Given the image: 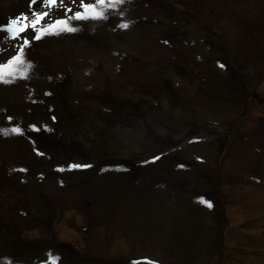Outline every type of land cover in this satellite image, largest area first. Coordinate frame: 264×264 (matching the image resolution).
I'll list each match as a JSON object with an SVG mask.
<instances>
[{
  "label": "rangeland",
  "instance_id": "374dc122",
  "mask_svg": "<svg viewBox=\"0 0 264 264\" xmlns=\"http://www.w3.org/2000/svg\"><path fill=\"white\" fill-rule=\"evenodd\" d=\"M63 1L56 0V5L49 6V13L37 28L57 19H67L77 29L73 31L75 36L60 32L32 39L35 35L32 29L14 39L1 37L0 40V64H6L24 40H28L22 62L13 65L16 78L6 76L8 82H0V165L4 168L18 164L16 160L23 157L25 147L27 162L19 163L26 168L36 166L34 174L20 172L26 182L22 183V195L18 191L16 199L9 198L0 186V231L6 228L1 232L6 237L0 236V256L23 252L21 260L16 258L17 264H49L50 255L55 257L56 264H86L80 259L90 261L93 257L95 264H215L210 255L211 240L201 238L206 230L197 235L195 246L188 248L185 236L180 239L179 235L176 239L174 228L167 226L165 204L148 213L135 214L133 220L129 213L94 220L97 210L92 208L91 212L80 208L76 213L61 211V203L56 200L61 191L50 177L61 172L63 175L59 176L69 186L70 175L78 168H69L75 160L65 159V154L59 151L51 152V146L40 142L41 137L33 132V127L37 120L41 122L38 105L43 106L47 101L58 105L57 100L47 98V90L52 95L62 92L67 107V112L61 110L63 122L66 127L71 123V135L78 132L93 139L88 148L96 156L107 151L118 158L130 159L131 164H144L164 152L190 150L188 147L200 145L192 151L213 168L216 155L213 132L230 127L238 111L221 104L212 106L207 100L190 99L184 94L189 90L208 95L214 91L224 93L218 81L200 83L198 75L209 77L215 65H222L223 28L224 34L230 36L246 18H251L253 25L264 26V0H224L222 4H217L218 0H207L205 4L192 0L193 6L184 4L182 8L186 12L181 13L171 11L174 0H122L118 5L100 9L106 14V19L101 20H74L69 10L56 12L65 5L68 9L75 5L78 11L82 10V0H69L65 4ZM94 2L83 0V3ZM29 6L30 0H0V25L8 24L4 22L6 17L22 12L31 23L35 17L26 13ZM213 7L219 10V16H214ZM47 8L48 5H43L40 9ZM216 20L219 22L215 24ZM262 40L264 28L254 31L252 36L241 33L237 43L242 52L235 63L247 65L248 57L243 52L256 51ZM174 55L178 61L170 63ZM199 57L204 61L200 62ZM129 63L139 68L128 70ZM202 68H206L205 74H200ZM218 69L220 76L226 77ZM255 72L256 66L246 67L247 75L254 76ZM153 75H168L178 86L180 97L149 92L145 87L150 86L144 81ZM258 92L262 100L250 103L240 127L241 138L220 162L224 184L239 180L224 189L231 230L226 238L229 250L221 264H264V81ZM221 95L229 97L232 93ZM188 104L195 106V114L187 108ZM214 106L217 108L213 109ZM137 107L140 111H134ZM13 128L19 132H13ZM37 173H43L46 179L40 182ZM139 173H133L135 177L126 180L128 189L133 188V180ZM75 175L78 177L79 173ZM12 178L13 175L6 179L13 181ZM84 179L91 178L84 176ZM88 183L94 186L92 179ZM130 201V196L123 200ZM49 222L52 228L44 232ZM109 229L112 231L107 235ZM42 232L73 243L81 252L85 250V254L45 252L44 247L35 250L33 243L40 241ZM152 232L156 234L151 236ZM21 234V241L15 244V238ZM168 234L171 237L165 240ZM4 238L7 239L4 241ZM17 245L22 248L18 249ZM97 259L104 260L97 263Z\"/></svg>",
  "mask_w": 264,
  "mask_h": 264
},
{
  "label": "snow or ice",
  "instance_id": "6c2138e0",
  "mask_svg": "<svg viewBox=\"0 0 264 264\" xmlns=\"http://www.w3.org/2000/svg\"><path fill=\"white\" fill-rule=\"evenodd\" d=\"M34 2L35 0H30V5ZM55 2L56 0H42V5L51 6ZM121 2L122 0H95L94 3H83V0H82L81 5H80V8L82 10L73 13L71 19H74V20L106 19L105 12L101 11L100 9H102L106 5L109 7L118 5ZM45 15H47V13L33 12V16L35 18L29 24L24 14H19L15 18H9L7 25H0V31L6 32L10 39H14L19 35L20 32H23L26 28L31 27L35 31V35L32 37V39H39L42 35H45V34H59L60 32H73L77 30L76 28L70 25L67 19H57L53 21L52 23L44 26L43 28H37V25L40 23V21L43 19ZM123 26L127 27L126 24ZM27 45H28V40L25 39L23 45H21L20 50L17 51V53L14 56H12L7 61L6 64H0V82H8L6 80V76H11L12 79L16 78L14 74L13 65H16L22 62L23 48H25ZM21 78H23V76ZM12 131L19 132V129L13 128ZM0 132H2V130H0ZM68 167L69 168H73V167L83 168V167H87V165L70 164ZM49 264H56L55 257H52L50 255Z\"/></svg>",
  "mask_w": 264,
  "mask_h": 264
},
{
  "label": "bare ground",
  "instance_id": "6f19581e",
  "mask_svg": "<svg viewBox=\"0 0 264 264\" xmlns=\"http://www.w3.org/2000/svg\"><path fill=\"white\" fill-rule=\"evenodd\" d=\"M65 2H67V1H65ZM41 3H42V0L37 1L35 3L34 7H32L33 9H31L29 12L33 13V12L37 11L38 9H40L39 7H36V6L41 5ZM6 19H7V17H6ZM6 19H5V22H6ZM1 37H4V35L2 33H0V40H1Z\"/></svg>",
  "mask_w": 264,
  "mask_h": 264
}]
</instances>
